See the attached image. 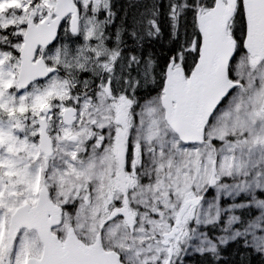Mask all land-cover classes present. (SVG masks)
Instances as JSON below:
<instances>
[{"label": "snow or ice", "instance_id": "obj_1", "mask_svg": "<svg viewBox=\"0 0 264 264\" xmlns=\"http://www.w3.org/2000/svg\"><path fill=\"white\" fill-rule=\"evenodd\" d=\"M264 264V0H0V264Z\"/></svg>", "mask_w": 264, "mask_h": 264}, {"label": "trees", "instance_id": "obj_2", "mask_svg": "<svg viewBox=\"0 0 264 264\" xmlns=\"http://www.w3.org/2000/svg\"><path fill=\"white\" fill-rule=\"evenodd\" d=\"M131 2H134V0H129V3H131ZM235 249H236V245L235 244H231L226 249V251L224 253L226 256H229V258H230L229 264H239V261H240L239 254L233 255V253L235 252ZM250 262H251V264H259V260H258V258L255 255H253L250 258ZM246 264H247V262H246Z\"/></svg>", "mask_w": 264, "mask_h": 264}]
</instances>
